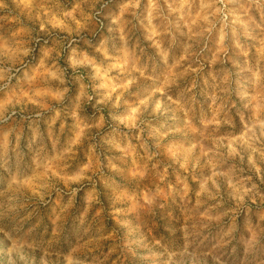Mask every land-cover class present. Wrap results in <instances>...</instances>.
Instances as JSON below:
<instances>
[{
	"label": "rangeland",
	"instance_id": "1",
	"mask_svg": "<svg viewBox=\"0 0 264 264\" xmlns=\"http://www.w3.org/2000/svg\"><path fill=\"white\" fill-rule=\"evenodd\" d=\"M0 264H264V0H0Z\"/></svg>",
	"mask_w": 264,
	"mask_h": 264
}]
</instances>
